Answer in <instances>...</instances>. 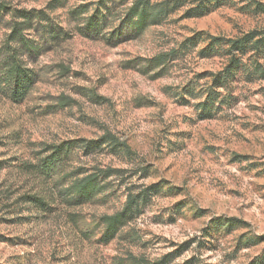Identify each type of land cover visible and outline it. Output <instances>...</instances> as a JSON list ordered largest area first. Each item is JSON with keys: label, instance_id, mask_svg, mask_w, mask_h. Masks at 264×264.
<instances>
[{"label": "rangeland", "instance_id": "374dc122", "mask_svg": "<svg viewBox=\"0 0 264 264\" xmlns=\"http://www.w3.org/2000/svg\"><path fill=\"white\" fill-rule=\"evenodd\" d=\"M0 1L45 9L51 0ZM64 1L46 12L66 34L24 57L35 83L18 101L0 89V264H138L173 250L221 214L242 218L247 227L221 235L212 248L194 242L169 264L192 258L246 264L264 247V241L237 247L246 230L253 238L264 235V80L234 82L232 97L216 102L208 116L196 93L210 79L198 76L219 70L222 57H199L193 48L157 77L144 71L141 58L194 31L232 36L264 27V12L252 11L247 0L199 17L181 18L178 11L114 43L83 34L82 20L67 14L89 0ZM9 16L0 20V43ZM109 135L125 148L112 150L107 142L84 148ZM65 140L76 142L42 173L43 158ZM106 168L117 171L97 201L71 206L57 197V187L75 175ZM154 182L163 189L143 213L108 243L99 240V216L121 208L125 188ZM26 194L43 195L47 208L26 201Z\"/></svg>", "mask_w": 264, "mask_h": 264}, {"label": "trees", "instance_id": "16d2710c", "mask_svg": "<svg viewBox=\"0 0 264 264\" xmlns=\"http://www.w3.org/2000/svg\"><path fill=\"white\" fill-rule=\"evenodd\" d=\"M236 2L237 0H89L68 8L67 14L70 18L82 20L83 34H101L106 40L117 43L122 39L141 35L148 26L159 24L178 11H181V18L199 17L223 5H234ZM64 3V0H51L45 9H37L13 8L0 1V20L4 19L6 14L10 15L6 20L7 32L0 43V89L7 87L13 100H21L36 81L34 70L28 66L24 57L37 55L41 50L42 41L49 43L66 34L65 29L51 23L46 12V8L52 10L57 6L64 7ZM246 5H253L251 9L254 12H264V5L260 2L247 0ZM88 12L89 14L84 16ZM114 21H117L116 26ZM110 27L112 30L105 32ZM193 48H197L199 57L223 58V65L219 70L198 76H207L210 79L196 93L204 96L198 105L205 115H212L216 111V102H224L227 97H232L234 82L264 80V27H254L232 36L215 35L203 30L194 31L175 46L141 58L144 62L143 69L152 71V76L157 77L167 72L169 67L185 57ZM180 97L183 98V94H180ZM106 136L86 141L84 148L92 150L100 147L103 142L110 144L112 150L117 147L125 148L126 144L118 142L114 136ZM74 142L76 141L65 140L53 146L52 152L41 162L42 173L49 164L55 165V161H62ZM56 167L57 165L54 169ZM116 171L117 169L106 168L96 169L81 176L77 174L68 184L57 187V197L71 206L95 202L105 193L108 186L105 179L111 172ZM125 189V200L121 208L99 216V240L103 243L114 239L125 226L143 213L145 207L163 188L160 182H154L127 186ZM52 195L54 197L53 193ZM25 200L41 209L48 206L43 195L26 194ZM246 227L247 222L237 216H211L199 234L182 241L176 248L155 259L142 258L137 263L169 264L173 258L191 248L194 242L198 248H212L221 235ZM241 237H244L242 242L240 239L236 240L238 248L264 241V235L253 238L249 230L242 233ZM185 264H194V258L188 259ZM246 264H264V247Z\"/></svg>", "mask_w": 264, "mask_h": 264}]
</instances>
